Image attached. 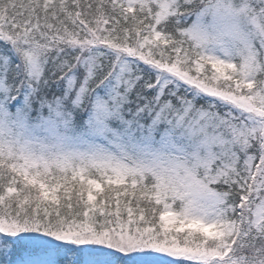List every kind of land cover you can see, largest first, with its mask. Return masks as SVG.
Masks as SVG:
<instances>
[{"label":"snow or ice","instance_id":"obj_1","mask_svg":"<svg viewBox=\"0 0 264 264\" xmlns=\"http://www.w3.org/2000/svg\"><path fill=\"white\" fill-rule=\"evenodd\" d=\"M0 264H264V0H0Z\"/></svg>","mask_w":264,"mask_h":264}]
</instances>
